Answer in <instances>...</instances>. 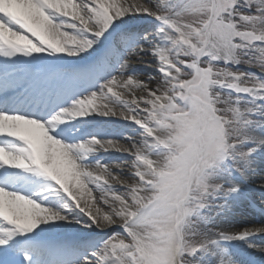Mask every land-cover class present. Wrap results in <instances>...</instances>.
Here are the masks:
<instances>
[{
  "label": "snow or ice",
  "instance_id": "1",
  "mask_svg": "<svg viewBox=\"0 0 264 264\" xmlns=\"http://www.w3.org/2000/svg\"><path fill=\"white\" fill-rule=\"evenodd\" d=\"M257 215L264 0H0V264H254Z\"/></svg>",
  "mask_w": 264,
  "mask_h": 264
},
{
  "label": "bare ground",
  "instance_id": "2",
  "mask_svg": "<svg viewBox=\"0 0 264 264\" xmlns=\"http://www.w3.org/2000/svg\"><path fill=\"white\" fill-rule=\"evenodd\" d=\"M121 143H126V142L121 141ZM110 159L111 157H106V160H110ZM234 222L237 228L243 225H246V224H254L258 226L260 223L264 222V216H258V215L257 216H244V217L238 216ZM242 255L244 256V258H247L246 253H242ZM252 260L254 264H264V259H261L258 255H253Z\"/></svg>",
  "mask_w": 264,
  "mask_h": 264
},
{
  "label": "rangeland",
  "instance_id": "3",
  "mask_svg": "<svg viewBox=\"0 0 264 264\" xmlns=\"http://www.w3.org/2000/svg\"><path fill=\"white\" fill-rule=\"evenodd\" d=\"M240 70H241V71H248V70H250V69H249L248 67H246V66H241Z\"/></svg>",
  "mask_w": 264,
  "mask_h": 264
}]
</instances>
